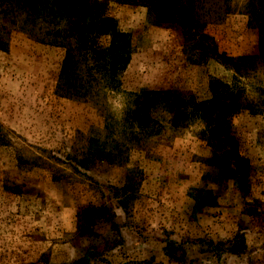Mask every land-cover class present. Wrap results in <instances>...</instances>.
<instances>
[{"label":"rangeland","instance_id":"obj_1","mask_svg":"<svg viewBox=\"0 0 264 264\" xmlns=\"http://www.w3.org/2000/svg\"><path fill=\"white\" fill-rule=\"evenodd\" d=\"M159 1L174 23L108 3L116 31L90 43L106 55L67 64L41 38L61 26L0 5V264H78L88 245L89 264H264V0ZM141 89L195 114L171 127V102Z\"/></svg>","mask_w":264,"mask_h":264},{"label":"trees","instance_id":"obj_2","mask_svg":"<svg viewBox=\"0 0 264 264\" xmlns=\"http://www.w3.org/2000/svg\"><path fill=\"white\" fill-rule=\"evenodd\" d=\"M114 2L117 4L141 6L146 8V21L150 25L160 26L164 23L175 22V10L159 0H56L51 7L40 4L37 0H0V5H4L8 11H22L26 17V23L41 21L42 23L58 24L59 29L50 28L45 30L41 36L44 40L43 45L48 47L59 48L64 51V64H67L74 55H80L84 52H91L96 57L105 56V52L95 51L90 49L91 38L94 35L109 36L116 31V21L113 18L101 15L108 3ZM259 12L256 16L261 30L264 32V5L261 1ZM32 21V22H31ZM9 29L4 25H0V51H4L9 42ZM201 41L204 36L199 35ZM260 49L264 54V35L260 39ZM195 46L200 49L199 54L204 58L208 55L205 52V47L200 45V42H195ZM76 70V69H75ZM89 70V71H88ZM84 74H89L88 67ZM144 96H159L167 97L171 102L169 125L176 127L180 122H185L188 118L195 114V109L190 108L188 103L184 101L181 95L176 90L151 91L140 90ZM136 126L141 127L145 119H149V112L138 111L134 113ZM226 130V131H225ZM227 127L223 124H217L211 129V134L214 136H223L227 140L232 141V137L227 133ZM1 133V132H0ZM3 138L0 137V144L4 145ZM235 145V144H234ZM234 156L237 157L235 147L233 148ZM100 209L105 211L109 217V227L119 234V229L114 221V213L105 205ZM98 209V210H100ZM84 211V210H83ZM80 213L76 214L77 221H80ZM147 237L140 235L139 240L146 242ZM214 247V246H212ZM93 246H83L85 249L84 255L78 260V264H89L92 262L101 261V253L93 250ZM97 258V259H96ZM124 264H154L152 258L141 261H129Z\"/></svg>","mask_w":264,"mask_h":264}]
</instances>
